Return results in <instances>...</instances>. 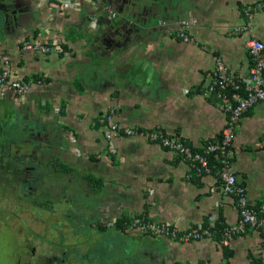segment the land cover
Masks as SVG:
<instances>
[{"label": "crops", "instance_id": "obj_1", "mask_svg": "<svg viewBox=\"0 0 264 264\" xmlns=\"http://www.w3.org/2000/svg\"><path fill=\"white\" fill-rule=\"evenodd\" d=\"M257 1L0 0V64L6 57L11 79L31 84L27 94L0 95V122L15 116L17 134L31 133L19 145L28 141L31 148L48 150L55 156L51 166L103 175V228L117 239L142 236L113 228L117 220L138 215L180 230L211 220L235 225V199L223 193L215 174L197 176L140 135L121 134L113 141L114 153L107 154L105 117L114 108L113 119L122 128L160 127L195 150L218 142L226 114L204 91L218 59L235 77L248 76L245 41L252 36L264 45V11L253 15L249 33L235 29L248 21L243 7ZM19 11L15 25L13 12ZM109 11L116 16L110 18ZM182 20L195 43L178 37ZM29 40L57 51H26ZM50 136H60V144H51ZM230 153V170L258 209L264 204V101L240 120ZM150 238L144 242L157 264H264L262 237L249 229L227 246L214 237L189 243Z\"/></svg>", "mask_w": 264, "mask_h": 264}, {"label": "built area", "instance_id": "obj_2", "mask_svg": "<svg viewBox=\"0 0 264 264\" xmlns=\"http://www.w3.org/2000/svg\"><path fill=\"white\" fill-rule=\"evenodd\" d=\"M94 1L98 2L99 0ZM60 2L63 5H69L70 0H60ZM263 11L264 0L247 4L243 9V15L248 21L241 27H237L235 32L238 34L249 33L251 31L250 21L253 15ZM115 16L116 14L113 11H109L110 18ZM159 24H162V22H159ZM179 26L178 37L184 42L195 43L194 38L187 34V30L190 28L189 23L182 20L179 22ZM245 46L251 58V68L248 76L246 78L235 77L230 73L222 59H218L211 80L204 91L205 96H212L219 101L217 107L226 114V122L218 142H208L201 150H195L183 139L165 133L160 127L146 131L122 128L113 119L114 108L105 117L106 130L104 133L110 153H114V139L121 134L128 137L140 135L151 143L161 145L175 157L187 163L197 176L215 174L220 180L223 193L235 199L238 210L237 223L232 226H221L220 223L210 221L207 225L198 223L180 230L168 223L135 217L127 231L138 230L152 238L162 237L179 243L213 238L215 234L219 233L221 237L219 243L222 246H227L233 237L242 235L249 229L258 232L264 243V204L258 209L253 208L248 202L245 188L237 181L230 170V150L239 122L250 108L264 101V45L250 36L246 39ZM23 49L42 55L56 50L54 47L35 40L25 42ZM11 78L9 61L6 57H2L0 64V95L9 90L18 94H27L31 91L30 83L24 84ZM77 156H80V154L78 153ZM212 160L216 161V166L211 164Z\"/></svg>", "mask_w": 264, "mask_h": 264}, {"label": "flooded vegetation", "instance_id": "obj_3", "mask_svg": "<svg viewBox=\"0 0 264 264\" xmlns=\"http://www.w3.org/2000/svg\"><path fill=\"white\" fill-rule=\"evenodd\" d=\"M32 138L35 137L33 136ZM40 140L44 141L47 140V138L44 136ZM30 150H32V148ZM34 151L35 150L29 152L27 157L20 158H24L21 160L23 164L20 165L23 170L22 180L13 181L8 186L9 188H15V184H17L23 189V191H19L20 194L13 202L21 201V204H24L23 206H25L26 203L28 205L27 207L36 208L37 212H31L24 219L23 217L16 215V218L19 219L20 226L16 228L10 227L11 229L8 231V235H6L4 239V264H103V256L105 255L103 251V218L98 220V222L93 223L91 221L95 216L90 215L91 220L89 224L91 227L89 228V231L84 233L83 230H79L78 233L77 228L75 227H83V224L88 221V213L84 214L80 210L72 211L74 207L69 206V208L72 207L71 211H67L64 213L63 217H59L57 210L55 212L54 208L44 206V201L42 204L41 202L38 203V205L36 204V201L39 200L40 196L35 195L31 197V193H36L45 186L47 187L46 181L38 183L33 182V179L31 178L32 169L36 166L46 169L50 165V160H48L49 162L46 165L41 166L43 165L42 159L45 158V154L40 151L37 152V154H34ZM11 156L12 154L10 153V162L12 163L13 157ZM16 158L17 155H15L14 159ZM27 161H29L28 164H26ZM31 163L35 164V166L30 168L28 165ZM13 166L17 165L13 164ZM55 168L57 169L58 167ZM85 176L88 177L83 179L85 182L83 187L84 192L88 195L89 193H93L94 189L97 188V185H94L97 178L91 177L90 174H86ZM50 198H53V196ZM46 204L48 203L46 202ZM43 207H45V210L52 211L46 213L49 214L50 217L53 216L55 222V219H57L67 227H69V225L72 226L66 229L64 228L65 226L59 227L52 223V227L48 228L49 224L46 223V220L49 217L47 214H44L42 210ZM41 216H44L45 218H41ZM33 219L37 220L36 224L42 222L44 225L38 229L30 228L28 224ZM64 229L69 230L70 233L65 235ZM125 233L121 234L124 235ZM127 235L129 234L126 233L124 237ZM141 235L142 236L138 238L142 247V250L140 249L139 251L141 253V259L143 260V262L141 261V264H157V261H154L152 256L149 255V245L147 246V244L150 243L151 240L149 239L151 238L144 233ZM66 236H68V239H66ZM127 237H129L131 241L136 240L134 236ZM144 241L147 242V244ZM133 249L138 251L137 247H134ZM145 255H147V257ZM0 264H2L1 259Z\"/></svg>", "mask_w": 264, "mask_h": 264}, {"label": "rangeland", "instance_id": "obj_4", "mask_svg": "<svg viewBox=\"0 0 264 264\" xmlns=\"http://www.w3.org/2000/svg\"><path fill=\"white\" fill-rule=\"evenodd\" d=\"M251 23V22H250ZM252 27V25H251ZM54 47V45H52ZM57 51V49L55 50ZM98 64L91 65L90 67L93 69V67H97ZM95 71L97 69L95 68ZM94 72V70H93ZM88 75L91 77L92 72H88ZM2 112H0L1 114ZM3 120L5 119V116H3ZM7 121L4 122L1 126V133H0V142L4 139L5 141L12 140L17 138L18 136L21 140H27L26 138L29 137V134L31 133H13L14 130H16L15 126L18 124L14 122L15 116L10 118V116L7 117ZM6 123V124H5ZM33 126V125H32ZM34 127H37L34 125ZM33 127H31L32 129ZM58 128L54 131L57 132ZM37 137V136H36ZM60 136L54 137L50 136L49 142L51 144H60ZM104 141L106 142L107 145V154H109V147H108V142L104 138ZM28 142V141H27ZM27 142H23L21 145L17 146H11L10 150L3 149L0 147V154H6V153H11L14 159V156L17 155V158L14 160L20 161L23 159H20L21 157H27L28 153L31 152L32 150H35L34 154H37V152H42L45 154V158L42 159L43 165L44 166L47 164L48 160L50 162L55 161L54 157L51 156L50 153H48V150H38L39 148H34L31 149V145L27 144ZM30 144H34V141H31ZM28 160V159H26ZM29 161L26 162L28 164ZM32 162V161H31ZM30 168L32 166H35V164L31 163L28 165ZM41 167L40 169H42ZM82 170V171H81ZM86 171L85 169H74L73 174L69 173L68 176H61L62 179H60L58 182H54L52 179H47L46 180V185L44 188L41 190L37 191L36 193H33L37 196H40L39 200L36 201V204L44 201V206L54 208L55 212L56 210L58 211L57 213L59 214V217H63L64 213L67 211H71L72 207L69 208V206H73L74 209L72 211L80 210L84 214H87V219L88 221L85 222L82 226H77V232L79 233V230H83L84 233H87L89 231L90 226V220L92 216H95L91 222L96 223L98 220L102 218V212H101V205L99 204L100 201L103 199V175L100 173L96 174H90L91 177L97 178V180H100L101 183L97 188L94 189L93 193H87L84 192V185L85 182L83 179H85L86 174L88 172H83ZM39 175H42V173H39ZM34 174H32L31 177H33ZM2 177L0 176V259L1 263L4 264V258H5V245H4V239L6 235H8V231L11 228H16L20 226L19 219L16 218V215L21 216L26 218L31 212H37L36 208L33 207H27L28 205L25 203L21 204V201L18 202H13L16 200L17 196L20 194V188L19 185L15 184V188H12L7 185V183H4L6 181L1 180ZM61 184V187H63V190L58 188L57 185ZM62 192V193H61ZM46 193V195L44 194ZM61 193V194H59ZM59 194V195H58ZM33 195V196H35ZM53 198H50L52 197ZM56 196V197H55ZM32 197V196H31ZM50 198V199H49ZM69 201V202H68ZM46 202L48 204H46ZM45 207L42 208L44 214H47L46 212H52L50 210H45ZM33 208V209H32ZM72 213V212H71ZM49 218H47V222L49 224L48 228L52 227L53 225L56 224L59 227L65 226L64 224L61 223L60 220H56V222L53 220V216L50 217L49 214H47ZM71 215V214H70ZM56 217V216H55ZM11 218V219H10ZM41 218H45L44 216H41ZM37 220L33 219L31 222L28 224L30 228L33 229H38L39 227H42L44 223L40 222V224H36ZM72 225H69L71 227ZM11 227V228H10ZM69 227L65 226L64 228L68 229ZM65 235H68L70 232L69 230L64 229ZM66 239H68V236H66ZM152 239H159V238H152ZM159 243V242H157ZM134 247L138 248V251L136 249H133ZM140 249L142 250V247L140 245V240L136 239L134 241H131L129 237H121L120 239L116 238V236H112L110 231L106 230L103 232V251L105 255L103 256V264H141V253L139 252Z\"/></svg>", "mask_w": 264, "mask_h": 264}, {"label": "trees", "instance_id": "obj_5", "mask_svg": "<svg viewBox=\"0 0 264 264\" xmlns=\"http://www.w3.org/2000/svg\"><path fill=\"white\" fill-rule=\"evenodd\" d=\"M244 7H243V9H244ZM33 79H34V81H37V79H39V78L34 77ZM15 128H16V130H14L13 133H17L20 131V129L18 128V125H16ZM1 130L2 129L0 126V133H1ZM20 142H22V141H21V139H18V138H15L13 140H8L5 142L3 139L0 142V147H2L5 150H7V149L10 150L11 145L17 146V145H19ZM12 160L13 161L11 163L10 162V153H6V154L1 153L0 154V176L2 177L1 180L6 181L4 183H7V185H9L13 181H21L22 176H23V170H22V167L20 166L21 164H23L22 161L21 160L17 161L14 159H12ZM13 164H16L17 166H13ZM211 164L216 166L217 163H216V161L212 160ZM57 169H59V170H57ZM57 169L51 165H49L46 169H40V167L36 166L34 169H32V174H34V175L31 178L33 179V182H37V183L41 182V181H46L47 179H52L54 182H58L59 179L61 178V176H68L69 170L67 169V167H65V166L61 167V168L58 167ZM36 171H39V173H42V175H39L38 172H36ZM32 174H31V176H32ZM100 183H101V181L97 180V181H95L94 185H97V187H98ZM57 187L60 189L63 188V187H61V184H58ZM22 191H23V189H22ZM61 193H59V194H61ZM44 194L46 195V193H44ZM33 195H35V194L31 193V196H33ZM137 217H140L143 219H148L144 215H138ZM132 220H133V218L132 219H127V218L119 219L114 223L113 228L115 230H117L119 233H125ZM148 220H150V219H148ZM213 221L217 224L220 223L219 225H221V226H224L220 221H217V220H213ZM209 222L210 221H206L204 223V225H207ZM105 231H106V229L103 228V232H105ZM214 238L216 240H218V242L221 239L219 233L215 234Z\"/></svg>", "mask_w": 264, "mask_h": 264}, {"label": "water", "instance_id": "obj_6", "mask_svg": "<svg viewBox=\"0 0 264 264\" xmlns=\"http://www.w3.org/2000/svg\"><path fill=\"white\" fill-rule=\"evenodd\" d=\"M13 13H14V14H13V16H12V20H13L14 24L16 25V24L20 23L22 15H21V11L18 12L19 15H15V12H13ZM28 16H29V14H28ZM159 22H162V21H159ZM134 25L137 26L138 23L136 22V23H134ZM140 27H141V26L138 25V28H140ZM97 72H98V71H97ZM95 75H96V73H95ZM95 75H94V76H95Z\"/></svg>", "mask_w": 264, "mask_h": 264}]
</instances>
